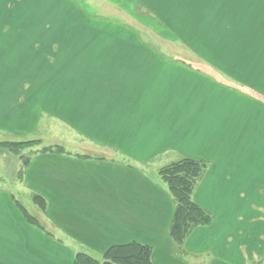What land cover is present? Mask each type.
I'll return each instance as SVG.
<instances>
[{
  "label": "crops",
  "instance_id": "crops-1",
  "mask_svg": "<svg viewBox=\"0 0 264 264\" xmlns=\"http://www.w3.org/2000/svg\"><path fill=\"white\" fill-rule=\"evenodd\" d=\"M67 1L0 0V264L132 241L155 264H264V0H100L70 28ZM185 157L212 221L179 246L159 172Z\"/></svg>",
  "mask_w": 264,
  "mask_h": 264
},
{
  "label": "trees",
  "instance_id": "trees-1",
  "mask_svg": "<svg viewBox=\"0 0 264 264\" xmlns=\"http://www.w3.org/2000/svg\"><path fill=\"white\" fill-rule=\"evenodd\" d=\"M20 145L22 142H5L3 145ZM4 145V146H5ZM18 153L16 147H8ZM53 147L46 148L52 150ZM207 163L193 158H182L164 166L160 174L167 183L176 202V210L171 225L172 238L182 246L190 233L198 226L207 225L212 221V215L193 199L197 180L202 175ZM37 203L44 208L45 200L35 196ZM27 214V213H26ZM75 264H155L152 259V248L149 245L132 241L118 244L107 250L102 260L80 252L76 255Z\"/></svg>",
  "mask_w": 264,
  "mask_h": 264
},
{
  "label": "rangeland",
  "instance_id": "rangeland-1",
  "mask_svg": "<svg viewBox=\"0 0 264 264\" xmlns=\"http://www.w3.org/2000/svg\"><path fill=\"white\" fill-rule=\"evenodd\" d=\"M53 6H56L59 8V5L65 4V2H59V1H52ZM110 6V7H109ZM85 8L86 10H88L89 12L92 11V13H103L106 15H111V7L112 4H109L108 2H100V0H68L67 4H66V13L68 15V27L70 28L71 26H75L76 25V18H77V9L79 8ZM65 10V9H64ZM138 13V11L136 12ZM57 18V17H56ZM43 133H45V136L47 137H53L54 133L49 134L47 130H43ZM47 141V140H46ZM22 142L23 144L20 145H1L2 150L5 151H11L8 147L12 148L13 146L17 148V150H21V152H18L16 154L22 153L24 152L25 154L23 155V157L26 159L28 156L27 154L30 151H33V149H36L41 143V140H36V139H29V140H22L19 141ZM1 152V149H0ZM15 153V152H13ZM155 173V172H154ZM159 175L161 176L160 172ZM9 185V184H8ZM8 187L6 185L0 184V187Z\"/></svg>",
  "mask_w": 264,
  "mask_h": 264
}]
</instances>
